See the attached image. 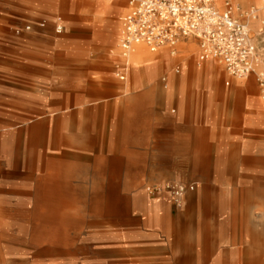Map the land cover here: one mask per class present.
Returning <instances> with one entry per match:
<instances>
[{
	"label": "rangeland",
	"instance_id": "1",
	"mask_svg": "<svg viewBox=\"0 0 264 264\" xmlns=\"http://www.w3.org/2000/svg\"><path fill=\"white\" fill-rule=\"evenodd\" d=\"M227 2L264 54L250 29L257 21L264 32L256 6ZM97 10L96 0H0V188L20 191L30 210L31 175L46 163L57 212L52 221L42 209L8 220L0 264H240L249 207L264 188L256 77L242 78L253 83L244 88L217 61L166 47L149 52L153 92L145 67L129 64L121 81L109 38L126 12L97 14L79 37L69 35L82 12ZM82 137L86 145L75 142ZM195 182L209 194L183 215ZM187 185L192 194H175Z\"/></svg>",
	"mask_w": 264,
	"mask_h": 264
},
{
	"label": "built area",
	"instance_id": "2",
	"mask_svg": "<svg viewBox=\"0 0 264 264\" xmlns=\"http://www.w3.org/2000/svg\"><path fill=\"white\" fill-rule=\"evenodd\" d=\"M127 1L130 9L120 19L118 41L124 60L137 46L156 52L174 48L181 41H195L199 63L217 61L230 78L255 76L264 98V54L229 2L219 10L213 0ZM55 31L60 33L62 29L57 27ZM124 60L119 59L115 66V75L121 81L128 70ZM162 83L165 87V78Z\"/></svg>",
	"mask_w": 264,
	"mask_h": 264
},
{
	"label": "bare ground",
	"instance_id": "3",
	"mask_svg": "<svg viewBox=\"0 0 264 264\" xmlns=\"http://www.w3.org/2000/svg\"><path fill=\"white\" fill-rule=\"evenodd\" d=\"M251 3H253L256 8L259 11L260 19H262L264 23V3L263 0H250ZM227 0H213V3L215 7L219 10L224 9L225 4ZM115 4V5H114ZM119 9L123 10L124 12H128L130 9L129 3L127 0H96V8L100 9L101 13H108L113 9ZM251 21H254L251 20ZM40 27V24H39ZM41 28V27H40ZM119 23L117 21V28H116V35H113V32L110 34V43L114 47V55L116 56L117 59H123L122 52L119 48ZM250 29L253 31V33L256 36H260L261 40L264 41V32H263V27H261V23L259 22H251L250 23ZM250 36L252 37V33H250ZM253 38V37H252ZM255 42V41H254ZM173 54L176 55V57H186L189 55L196 54L198 52L197 45L195 41H181L179 42L174 49ZM150 51L147 50L143 46H137L135 50L127 55V60H124L128 65L132 64L133 68L136 69L138 67H145L147 70H149V88L151 89L150 91L153 92L154 88V83L151 79L154 73V70L156 68V60L153 59L152 55L149 53ZM166 51H164L165 53ZM152 53V52H151ZM166 54L164 55V59H167ZM167 61V60H165ZM221 76V75H220ZM255 78V76H254ZM238 80V79H236ZM241 87L244 88H251L252 87V81H244V79L241 80ZM122 89H126L127 87H123ZM125 99L128 102H132L136 100V97L129 93L126 95ZM83 134V131H81V135ZM76 143H79L81 145H86V140H84V137H82L81 140L76 141ZM184 142V140H183ZM174 149L178 151H189L190 148L186 146H179L175 147ZM44 168L47 167L46 163ZM44 168H39V171L31 175V178L35 184V188L33 191L29 194L28 200L29 203L28 205L31 206L30 210L25 211L23 209L24 207V198L22 194H20V191L18 190H9V189H4L0 188V232L5 231L9 228L10 221L13 217L19 216L21 214H31L34 212L40 213V209H42L41 213L42 215L47 216V220L52 221L54 215L57 213L55 208H53L52 202L49 200L50 192L52 186L49 185L51 184L53 177L51 175H47L44 173ZM41 169V170H40ZM193 172H196L195 170ZM90 182L96 181L95 178L89 179ZM43 184H48L49 186H46L45 192H43L40 195V185L43 186ZM138 189L140 194L145 195L147 193L146 187L143 186V184H138ZM40 188V190H39ZM196 189L197 193L195 195H189L187 199V203L185 204V208L183 210V215H186L189 207L197 201V199H204L208 196L209 190L206 186L204 185H199L198 183L195 182L194 187L192 188V191ZM195 191V192H196ZM260 191V192H259ZM257 190L255 193V197L257 198L258 202H255L252 204L251 207H249V218L246 219L245 221V226H244V231L245 235L248 236L249 240L246 241V247L243 251V260L240 264H264V188ZM6 193V197L4 194ZM39 193V194H38ZM184 193L192 194L191 193V188L190 186H182L178 187L175 190L176 195L182 196ZM236 192L234 191V194ZM260 193V194H259ZM237 196V195H236ZM6 199V200H4ZM75 211L74 209H63L61 213H66L69 211ZM255 210H258V214H253ZM20 230L23 228L19 227ZM169 230H171V234H175L177 231V227H171ZM8 237V236H7ZM0 262H6L5 259L0 260Z\"/></svg>",
	"mask_w": 264,
	"mask_h": 264
},
{
	"label": "crops",
	"instance_id": "4",
	"mask_svg": "<svg viewBox=\"0 0 264 264\" xmlns=\"http://www.w3.org/2000/svg\"><path fill=\"white\" fill-rule=\"evenodd\" d=\"M96 9H98L97 10V13H88V12H82L81 13V17H80V19H79V22H77V23H74V24H72L71 26H68L69 27V29H68V31H69V35L70 34H72V37L73 38H77V37H79V32L78 33H76L77 31H79V30H81L82 28H84L86 25L88 26V22L89 21H92V20H94V19H97V17L95 16V15H97V14H101V12H100V9L99 8H96ZM93 15V16H92ZM122 18V16L121 17H119L118 18V23H119V28H120V19ZM86 26V27H87ZM77 28H81V29H77ZM61 29H62V31H63V27H61ZM75 32V33H74ZM78 66V67H77ZM72 69H73V71H83V72H89V71H91V69H89L88 68V66H85V65H83V66H79V65H77L76 64V66H75V64H72Z\"/></svg>",
	"mask_w": 264,
	"mask_h": 264
}]
</instances>
